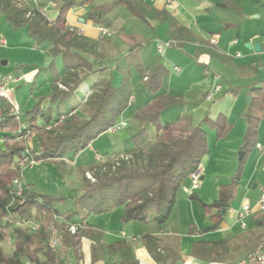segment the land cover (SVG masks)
I'll list each match as a JSON object with an SVG mask.
<instances>
[{"label": "crops", "instance_id": "crops-1", "mask_svg": "<svg viewBox=\"0 0 264 264\" xmlns=\"http://www.w3.org/2000/svg\"><path fill=\"white\" fill-rule=\"evenodd\" d=\"M34 1L45 9L44 19L49 25L57 16L61 0ZM141 1L150 7L151 16L139 20L124 7L115 6L108 14L109 36H101V26L89 21L87 14L90 8L110 5L114 0H94L89 6L73 7L67 12L65 27L84 39L82 48L72 51L93 67L92 71L79 73L81 81L72 98L58 108L50 106L48 97L52 80L66 72L61 56L50 54L49 42L36 44L25 28L14 29L22 31V40L5 38L1 30L12 28L0 11V86H4L6 97L20 113L40 103L42 112L51 108L52 120L56 114L69 110L83 116V97L97 82L111 79L118 87L126 75L132 98L115 122H125L127 127L130 121V130L124 127L103 151L96 146L105 140L106 133L101 134L69 158L74 165H67L68 179L54 165L43 162L24 168L26 175H21L20 181L36 194L64 199L54 203V208L65 213L73 209L72 199L83 185L84 166H91L94 153L111 158L132 149L130 138L140 127L133 115L155 96L165 95L177 102L161 114L162 122L189 119L196 127L205 118L216 121L223 117L228 133L217 139L213 130L205 128L209 152L198 167V187L191 190L189 178L182 183L172 215L161 229L153 223H122L123 208L118 207L109 213L89 216L83 223L87 233L81 235L78 247L65 249L62 254L70 264H119L120 254L107 250L100 253L98 260L91 261V246L98 237L104 246L124 241L136 264H235L264 246V213L257 208L264 189V110L253 147L248 153L242 148L245 115L250 107L246 99L251 97L250 88L264 80V0H173V7H167L166 0ZM163 12L169 18L159 15ZM253 45H258V50H253ZM156 66H161L165 74L160 89L152 93L145 85L144 75ZM210 94L213 96L208 99ZM37 124L42 121L38 119ZM4 134L0 132V150ZM239 152H243L240 160ZM242 160L241 179L229 207L222 209L224 213L215 208L205 212L203 205L217 199L220 186L230 183ZM40 182L46 187L39 188ZM244 205L249 206V212L240 221L237 214ZM217 213L220 223L209 229L214 224L211 216ZM74 222L78 220L69 221ZM145 234L153 236L160 249H171L165 261L156 262L147 252L142 240Z\"/></svg>", "mask_w": 264, "mask_h": 264}, {"label": "trees", "instance_id": "trees-1", "mask_svg": "<svg viewBox=\"0 0 264 264\" xmlns=\"http://www.w3.org/2000/svg\"><path fill=\"white\" fill-rule=\"evenodd\" d=\"M20 1L0 0V11L12 29L25 28L36 44L49 42L52 45L50 54L53 57L61 56L66 72L63 77L52 80L48 97L50 106L58 108L72 98L81 81L79 73L92 71L93 67L72 51L81 49L84 39L65 27L66 14L71 8L89 6L94 0H61L57 16L49 25L45 17L36 12L33 17L26 18L25 14L32 6L22 5ZM115 6L124 7L132 16L143 21L152 13L150 7L141 0H114L110 5L90 8L87 19L94 25L108 28V14ZM159 15L169 18L164 12ZM172 26L176 27L175 22H172ZM164 74V69L156 66L144 75L145 85L152 93L160 89ZM249 92L252 102L245 115L246 131L242 142L246 153L254 145L264 110V80L251 87ZM130 94L127 75L123 76L118 87L113 85L111 79L100 80L83 97L80 109L83 116L69 110L56 114L53 120L51 108L42 112L40 103L20 113L16 120L10 113L14 106L7 97H0V132L5 133L3 149L0 150V244L7 239V235H10L12 243L11 254H6L0 247V264H63L47 246L51 229L60 236L61 253L65 249L75 250L81 235L87 233L83 224L87 218L109 213L117 207L123 208L120 218L122 223H153L158 230L166 224L174 210L177 191L209 152L205 128L213 130L216 138L221 139L228 133L229 127L223 117L216 121L205 118L202 125L196 127L191 125L189 119L175 123L162 122L161 114L177 104L165 95L155 96L134 113L133 119L140 127L130 138V151L111 158L102 154L104 164L89 168L93 182L83 175L82 188L72 199L73 209L60 213L54 208V203L63 202L64 199L36 194L27 185H23V191L17 195L13 185L14 179H21V169L16 164L25 151L29 159L36 163H52L64 174L67 168L64 159L73 158L105 133L128 106ZM38 119L42 121L41 125L37 124ZM150 128H153L152 132ZM18 136L24 139L18 141ZM27 139L32 140L33 148H27ZM120 156L129 158L122 160ZM243 162L239 163L230 183L220 186L217 199L203 205L205 212L215 208L220 213L229 207L241 179ZM219 213L211 216L214 224L209 229L219 225ZM57 217L63 221L57 222ZM73 218L78 222L69 223ZM10 219L33 221L39 227L34 232H28L9 223ZM69 225L79 227L76 234L69 233ZM7 226L11 227L10 233L7 232ZM88 230L91 232V229ZM142 240L156 262L168 258L171 249H160L153 236L145 234ZM103 250L119 253V264H136L130 247L124 241L104 246L100 238L95 237L91 246V261L98 260Z\"/></svg>", "mask_w": 264, "mask_h": 264}, {"label": "built area", "instance_id": "built-area-1", "mask_svg": "<svg viewBox=\"0 0 264 264\" xmlns=\"http://www.w3.org/2000/svg\"><path fill=\"white\" fill-rule=\"evenodd\" d=\"M22 5H27V6H32L31 10L27 11L25 14L26 18H31L34 16L35 12L40 14L41 16L45 15V9L39 7L36 5L34 0H21L20 1ZM166 6L167 7H173L174 6V1L173 0H166ZM99 32L101 36H109L110 32L108 29L104 27L99 28ZM213 42V41H212ZM161 51V48L158 49ZM217 91V90H215ZM87 94V93H86ZM85 94V95H86ZM7 93L3 85L0 86V97H6ZM213 95H209L208 99L212 98ZM132 100V98H129V102ZM10 113L12 116L15 117L16 120L19 119L20 112L16 107H13L10 110ZM126 126V123L124 122H119V123H114L110 127L107 128L105 133L107 134H114L121 129H123ZM259 147V145H257ZM27 152H25L21 158L17 161V167L19 169H24L26 167H32L33 165L36 164L34 160H31L28 158L26 155ZM128 156H120L119 159L122 160H128ZM93 161L94 164L96 165H102L104 164V157L101 153H94L93 155ZM64 162L68 166H73L74 162L71 161L70 159L65 158ZM84 177L91 182L94 181L93 175L91 171L85 172ZM189 181H190V189L195 190L198 187L199 184V179H200V170L196 169L189 175ZM13 185L16 187V194L19 195L23 191V185L19 179H14L13 180ZM257 208L261 213H264V189L261 191L259 198L257 200ZM249 212V206L244 205L241 208V211L237 214V218L242 221V219L248 214ZM9 223L14 224L16 227H20L22 229H26L28 232H34L35 230L38 229L39 225L38 223H35L33 221H27V220H13L10 219ZM241 226H244V223L241 222ZM77 225H69L68 226V231L71 235H74L77 233L78 230ZM47 246L50 249V251L58 256V259L63 262V264H70L68 263L64 257L63 254L61 253V240L60 236L55 233L54 229H51V235H49L47 239ZM235 264H264V246L260 247L259 249L248 253L244 257H242L239 261H237Z\"/></svg>", "mask_w": 264, "mask_h": 264}, {"label": "rangeland", "instance_id": "rangeland-1", "mask_svg": "<svg viewBox=\"0 0 264 264\" xmlns=\"http://www.w3.org/2000/svg\"><path fill=\"white\" fill-rule=\"evenodd\" d=\"M1 32H2V34H3V36L5 37V38H7L8 40H22L23 38L20 36L21 35V32L22 31H15L14 29H8L7 27L3 30H1ZM11 60V59H10ZM125 123V122H124ZM20 128H21V126H20ZM125 128H126V130H130V128H131V122L130 121H128V124H127V127L125 126ZM124 129V128H123ZM122 130V129H121ZM120 130V131H121ZM153 131V130H152ZM104 134V133H103ZM118 134H119V131L118 132H116V133H114V134H105V136H104V139L105 140H100L99 142H97L96 143V146L98 147V150H100V151H103V148H105L106 147V145L108 144V142H112V141H114L115 139H117L118 138ZM18 141H22L24 138L23 137H21V136H18L17 138H16ZM26 145H27V148L28 149H30L31 148V141L29 140V139H27L26 140ZM26 152V151H25ZM24 152V153H25ZM89 153V152H88ZM21 158V157H20ZM52 164V163H51ZM94 161L92 162V164H91V166L89 167V168H93L96 164H94ZM52 165H54V164H52ZM87 166H89V165H86V166H84V168H86L87 169ZM54 167L56 168V170L61 174V175H63V176H65L64 178H66V179H68V177L70 176V173H69V169H67V172H65L64 174H62V172H61V169H59L57 166H55L54 165ZM85 169V171L83 172V175L85 174V172H88V171H90V169ZM25 169H22L21 170V175H22V177H24L25 175H26V173H25ZM47 183V185L49 184V182L47 181L46 182ZM38 187L39 188H44V187H46V185H45V183H43V182H40L39 184H38ZM118 208V207H117ZM94 215H91L90 217H93ZM7 232L8 233H10L11 232V227L10 226H7ZM8 237H7V239H5L1 244H0V247H1V249L3 250V252H5L6 254H9L10 252H9V250H11L12 249V243H11V241H10V235H7Z\"/></svg>", "mask_w": 264, "mask_h": 264}, {"label": "water", "instance_id": "water-1", "mask_svg": "<svg viewBox=\"0 0 264 264\" xmlns=\"http://www.w3.org/2000/svg\"><path fill=\"white\" fill-rule=\"evenodd\" d=\"M251 48L253 50H258L259 47H258V45H253ZM246 101H247V105L250 106V104H251V97H247ZM242 155H243V152H239V154H238V160L241 159V156ZM222 213H224V210H222Z\"/></svg>", "mask_w": 264, "mask_h": 264}]
</instances>
